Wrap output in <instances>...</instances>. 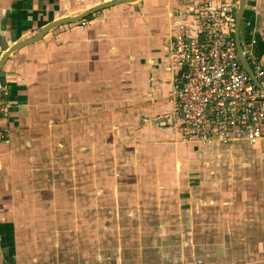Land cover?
<instances>
[{
    "label": "crops",
    "instance_id": "0c3cea01",
    "mask_svg": "<svg viewBox=\"0 0 264 264\" xmlns=\"http://www.w3.org/2000/svg\"><path fill=\"white\" fill-rule=\"evenodd\" d=\"M103 1L0 0V55L50 21ZM236 3L139 0L115 5L55 28L4 63L1 85L8 89L2 96L7 107L2 124L9 136L0 141V264L36 263L41 253L46 261L54 260L56 247L86 240L77 237L84 227L99 230L110 223L117 231L115 260L121 261L130 257L120 238L127 233L120 231L126 226L124 213L135 225L152 211L153 198L180 196L185 174L196 161L243 147V166L264 163V136L202 154L174 139L167 116L166 96L178 75L166 68L173 35L179 27L205 28L202 17L208 10L234 18ZM240 37L251 43L250 54L264 68V0H247ZM243 200V212L247 208V214H255L254 202L264 214L263 198ZM158 206L159 213L167 212L164 203ZM243 216L254 221L252 215ZM164 218L159 226L169 230L181 223ZM136 248L131 260L148 261Z\"/></svg>",
    "mask_w": 264,
    "mask_h": 264
},
{
    "label": "rangeland",
    "instance_id": "374dc122",
    "mask_svg": "<svg viewBox=\"0 0 264 264\" xmlns=\"http://www.w3.org/2000/svg\"><path fill=\"white\" fill-rule=\"evenodd\" d=\"M196 164V168L186 172L180 196L153 198L155 205L149 206L152 211L142 214L141 220H135V225L128 222L124 213L121 219L125 217L127 222H123L126 226L120 231L127 233H122L120 238L122 245L128 247L129 252L125 250V254H130V257L115 260L117 231L110 223L99 230L95 229L96 225L84 227L77 237L86 240H80L79 245L56 247L54 260L46 261L41 253L39 261L28 264H138L141 261L131 260L135 247L137 254L149 258L141 264H264V214L258 209L262 206L253 202L252 209L258 207L255 214H247V208L243 212V197L256 196L257 200L261 197L264 201V181L258 182L261 178L264 180V163L243 166L242 147L221 154L213 152ZM198 166L203 169L199 170ZM175 167L178 169V163ZM160 203H164L168 213L157 211L162 208L158 206ZM186 207L193 209V214L186 211ZM203 211L210 215L205 217ZM243 213L252 215L254 221H249ZM164 216L166 221L176 219L181 223L170 230L163 228L159 222L165 220ZM197 219L200 220L199 225L195 223ZM134 238L138 240L133 241ZM87 241L89 245L83 244ZM86 246L92 247L86 249ZM96 254L101 257H94ZM256 257L260 260L256 261Z\"/></svg>",
    "mask_w": 264,
    "mask_h": 264
},
{
    "label": "built area",
    "instance_id": "2783aa9c",
    "mask_svg": "<svg viewBox=\"0 0 264 264\" xmlns=\"http://www.w3.org/2000/svg\"><path fill=\"white\" fill-rule=\"evenodd\" d=\"M202 20L205 28L191 32L179 27L173 35L166 68L178 75L166 101L174 139L205 154L219 146L252 144L264 136V92L237 57L233 18L211 11ZM250 46L242 42L253 73L264 87V68L250 54ZM7 89V85L0 87L2 96ZM6 111L1 97L0 141L9 136L2 124Z\"/></svg>",
    "mask_w": 264,
    "mask_h": 264
},
{
    "label": "water",
    "instance_id": "95a60500",
    "mask_svg": "<svg viewBox=\"0 0 264 264\" xmlns=\"http://www.w3.org/2000/svg\"><path fill=\"white\" fill-rule=\"evenodd\" d=\"M139 0H107L103 1L99 4H96L82 12H78L77 14H73L70 16H66L63 18H59L56 20H52L49 23H47L45 26L40 28L38 32L33 34L32 36L28 38H22L19 39L15 42H13L1 55H0V87L1 85V69L4 65V63L19 49H21L24 46L33 44L34 42L42 39L47 33L50 31L54 30L55 28L61 26V25H66V24H72V23H78L82 21L83 19L95 14L96 12H99L103 9L119 5V4H124V3H133ZM247 0H237L236 3V11L234 14V23H233V38L235 42V47H236V52H237V57L241 63L242 68L245 70V72L249 75L250 79L252 82L255 84L256 87L260 88L264 92V87L261 86L259 81L256 79L253 70L250 66V63L247 59V55L244 52V49L242 47V40L240 37V25H241V19L243 15V11L245 8ZM1 97L2 93L0 91V104H1Z\"/></svg>",
    "mask_w": 264,
    "mask_h": 264
},
{
    "label": "flooded vegetation",
    "instance_id": "af4514ba",
    "mask_svg": "<svg viewBox=\"0 0 264 264\" xmlns=\"http://www.w3.org/2000/svg\"><path fill=\"white\" fill-rule=\"evenodd\" d=\"M208 13H210L211 11L210 10H208L207 11ZM205 14V13H204ZM204 16V15H203ZM203 18V17H202ZM233 23H234V20H233ZM233 34V33H232ZM170 46V45H169ZM167 51H168V49H167ZM166 58H167V53H166ZM167 61H168V59H167Z\"/></svg>",
    "mask_w": 264,
    "mask_h": 264
}]
</instances>
